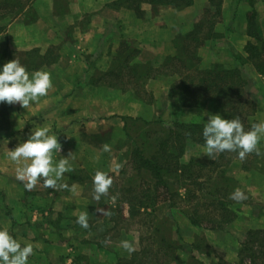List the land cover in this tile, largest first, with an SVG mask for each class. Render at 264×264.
<instances>
[{
    "label": "crops",
    "instance_id": "crops-1",
    "mask_svg": "<svg viewBox=\"0 0 264 264\" xmlns=\"http://www.w3.org/2000/svg\"><path fill=\"white\" fill-rule=\"evenodd\" d=\"M59 1L33 0L37 14L33 21L27 19L25 10L16 18L0 22L6 27L0 34V59L6 49L23 52L28 71H49L54 83L48 95L31 109L13 104L10 129L0 133V226H8L20 239L38 245L36 255L29 258L30 264H73L79 256L93 260L100 255L113 256L114 251L94 243L92 229L89 231L76 223L81 212H88L89 220L96 216L92 176L97 169L105 170L116 153L114 143L103 138L106 131L121 137L125 130L124 117L167 122L171 117H179L180 121L189 123L207 113L215 114L211 103L204 107H181L170 94L179 80L176 75L148 81L152 102L133 99L121 90L96 95L103 87L97 78L109 68L121 41L141 49L139 62L148 60L159 66L172 51L175 37L191 30L210 6L209 0H195L184 9L161 6L158 13L153 5L143 3L142 16L131 8L116 7L114 3L121 0H69L66 6L56 4ZM230 1L231 5L224 0L222 17L215 26L217 36L207 40L199 52L205 62L208 53L215 52L207 66L220 63L241 67L243 76L249 80V95L257 103L256 114L249 121L258 122L264 120V75L250 61L239 65L234 53L247 57L245 46L249 41L255 42L248 32V14L252 10L259 14L264 37V0H256L255 6L251 0ZM33 121L50 125L59 135L62 150L56 154L57 159L73 154V171L65 174L63 182L76 184V195L66 190L46 189L42 184L26 191L15 180V166L5 159V153L14 149L21 139H27ZM104 144L111 145V153L102 151ZM200 146L189 144L202 152ZM233 175H239V188L247 192L249 199L234 204L237 219L226 229L211 232L219 240L218 245L207 254L202 253V264H218L220 259L235 261L247 232L264 228V174L241 169ZM176 219L182 237L191 235L184 239L191 250L195 249V234L206 230L192 225L185 217ZM113 246L116 250L117 245Z\"/></svg>",
    "mask_w": 264,
    "mask_h": 264
},
{
    "label": "trees",
    "instance_id": "trees-1",
    "mask_svg": "<svg viewBox=\"0 0 264 264\" xmlns=\"http://www.w3.org/2000/svg\"><path fill=\"white\" fill-rule=\"evenodd\" d=\"M194 1L121 0L114 4L116 7L124 5L134 9L142 16L143 3L153 5L155 13H158L161 6L184 9ZM32 2L33 0H0V22L5 18H16L25 10L27 19L33 21L37 14ZM209 5L190 31L181 32L175 37L172 52L166 55L159 66H154L148 60L139 62L141 49L124 41L113 58L110 69L105 73L101 72L97 81L110 77L113 79L111 84H120L121 90L134 92L135 99L147 103L153 99L147 89L149 80L177 74L180 80L173 85L170 93L178 97L182 107H203L213 102L219 114L229 119L239 116L246 128L249 127V117L256 114L257 103L249 95V80L243 76L241 67L220 63L210 67L201 65L199 50L207 40L217 36L215 26L222 17L223 0H209ZM5 28L0 25V34ZM248 32L255 42L249 41L245 46L247 57L234 53L235 59L241 66L250 61L264 75V37L256 10L248 14ZM12 59L14 58L8 53L4 54L0 65ZM23 63L25 65L26 62ZM122 72L128 78L125 79ZM11 107L7 103L0 104V133L10 129ZM123 120L132 147L127 157L138 182L120 187L125 200L116 206L106 203L105 197L101 198L98 207L110 211L111 216L99 215L96 219L89 220L90 227L96 225L97 221H103L102 226H105L101 239L95 238L94 243L105 247L123 231L129 230L128 226L135 224L141 229L140 247L131 256H119L118 264H173L182 248L176 237L180 229L175 228V220L166 221L167 224L162 219L165 216L157 214L158 205L165 203L172 209L179 208L194 226L212 231L226 229L228 224L237 219V212L233 207L237 202L229 196L239 184L238 180L228 174L229 166L239 164L245 171L264 174V143L260 146V156L253 153L243 161L238 159L237 154L226 152L215 159L192 156L189 161L184 162L182 158L188 144L203 145L204 122L185 123L175 120L167 123L162 119L150 121L132 117H124ZM138 121L148 126L158 125L159 128L147 131L146 137H132L130 122ZM120 173L126 175L128 171L123 169ZM124 204L127 205L126 210ZM113 231L116 234L111 240L108 233ZM194 247L198 248L196 245ZM238 258L237 263L220 260L218 264H264V228H254L247 232L240 244ZM83 259L84 256H79L73 264H81Z\"/></svg>",
    "mask_w": 264,
    "mask_h": 264
},
{
    "label": "clouds",
    "instance_id": "clouds-1",
    "mask_svg": "<svg viewBox=\"0 0 264 264\" xmlns=\"http://www.w3.org/2000/svg\"><path fill=\"white\" fill-rule=\"evenodd\" d=\"M54 87L52 74L46 70L29 72L27 67L17 58L0 65V104H19L29 110L38 105L42 97H46ZM202 128L203 154L215 159L223 153H235L238 159L245 160L248 155L255 153L260 156L261 143L264 142V120L245 122L239 117L225 118L222 114H208ZM33 127L26 140L21 139L17 146L5 153V159L15 166V180L23 184L26 191H32L42 184L46 189L66 190L77 194V185L64 183L66 173L73 171L74 156H62L57 159L56 154L62 150L59 135L48 124L31 122ZM25 126L23 127V129ZM22 129V130H23ZM68 136V135H67ZM69 137V136H68ZM102 151L111 153L112 147L104 144ZM123 165L114 162L108 170L97 169L92 176V199L100 201L109 196L114 184L112 172H119ZM115 203L116 197H110ZM229 198L237 203L249 199L245 190L237 187ZM103 215L111 216V212L97 209ZM76 223L81 228L88 229V212H81ZM137 241L123 239L119 247L131 256L137 249ZM38 245L22 240L14 235L8 226H0V264H30L29 258L36 255Z\"/></svg>",
    "mask_w": 264,
    "mask_h": 264
},
{
    "label": "rangeland",
    "instance_id": "rangeland-1",
    "mask_svg": "<svg viewBox=\"0 0 264 264\" xmlns=\"http://www.w3.org/2000/svg\"><path fill=\"white\" fill-rule=\"evenodd\" d=\"M228 1H229V4L231 5V1L230 0H228ZM67 2H69V0H61V2L59 1L56 4L60 3L62 6H63V4H65V6H66L67 5ZM251 2H252V4H251L252 6H255L254 4L257 3L256 0H251ZM223 4H224V0H223ZM227 4H228V2H227ZM120 7L129 8V7L124 6V5L123 6H120ZM258 16H259V14H258ZM124 41H126V40H123V41L120 42V44L118 46V50H119V48L121 47V44ZM127 43H129V42H127ZM135 46L138 47L137 45H135ZM172 48H173V46H172ZM7 53H8V55L11 58H17V59H19L22 64H24L23 63L24 61L26 62V60H25L26 57L24 56L26 54H24L23 52H19V51L12 52L11 50L6 49L4 51V53H3V55L4 54H7ZM214 54H215V52H209L208 53V59L209 60L207 59L206 62L202 58V63H201L202 67H210V66H207V65L211 64L210 63L211 60H212L211 56H213ZM112 62H113V59L111 60L110 66H109V68L106 71H108L110 69ZM106 71H104L102 73H105ZM122 74L124 75L125 79L128 78V75H126L125 72H122ZM175 75L178 76L177 74H175ZM165 76H169V75H165ZM178 78H179V76H178ZM179 80H180V78H179ZM179 80L176 83H178ZM112 81H113V79L110 78V77H107L106 79L100 81L101 82L100 84L103 87H101L100 90H97V94L96 95L98 97H100V96H102L104 94H107V93L110 94L111 92H114V91H117V90H121L120 84H111ZM121 91L124 92L123 90H121ZM129 92H131V91H129ZM133 93L131 92L129 94L131 95V97L133 99H135V96L133 95ZM171 96H173V95H171ZM174 98H176L178 100L179 105L181 106V102L178 99V97L177 96H174ZM152 101H153V99H152ZM209 103L213 104V102H209ZM190 108H194V107H190ZM214 110H215V108H214ZM217 113L218 112L215 110V114H217ZM207 115H208V113L205 114V116L202 115L201 117H198L197 120H195V121L205 122V120L208 119L207 118L208 117ZM178 118L179 117H177V119L176 118H173L172 119V117H171L170 118L171 120L169 122H167L165 120H163V121H165L167 123H172L175 120H179ZM154 120H156V119H154ZM191 122H194V120L191 121ZM157 128H159L158 125L148 126V125L143 124L141 121H138L137 123L130 122L129 131H130V134H131L132 137H136V138L139 139V137H146V133L150 129H153L154 130V129H157ZM103 138L105 140H107V141L113 142L114 143V146L116 148L115 156H114V158L111 161H109L106 164L105 170H108L110 166H114V162H116V163H120V164L123 165V167H122L121 170L124 169V170H127L128 171V174H126V175H122L120 173L121 170L119 172H115V171L112 172V175L114 177V184H113V187L110 189L109 196L105 197V201H106V203L111 204V206H116V205L122 203L125 200L123 198V197H125V195L122 194V192H120V187H123L125 185H130L129 183L135 185L136 182H138V180L136 178L135 171L132 169V165L130 164V160L127 157V154L130 155V152L129 151H130V149L132 147H131V143L129 142V137H127V133H126L125 130H124V134L121 137H119L118 134H116L114 132L106 131L104 133V137ZM188 147H189V144L187 145L186 153H185V155L182 158V160L184 162L189 161L192 156H199V157H201L203 159H209L210 158L206 154H203V152H199V151H197V149H194V148H191V147L188 148ZM240 166L241 165H239V164H237V165H235V164L233 165L232 164L231 166H229L230 167V170L228 171V174L231 175V176H233L236 180H238V182L240 181V179L237 178V176L239 177V175L236 176V175H233V173L235 171H237V173H238V171L241 170ZM240 184H241V182H239V184H238L237 187L241 186ZM111 196H115L116 197L115 203L112 202V200L110 198ZM98 203H99V201H96L97 209H103V208H99L98 207ZM123 206H125V210H126L127 205L124 204ZM126 213H127V211H126ZM157 214L160 217H164L165 216L164 218H162V219H164L165 222L166 221L170 222L171 220H175V228L176 229L178 228V226L176 225L177 224V219L176 218L178 216L179 217H185L183 215V213L180 211L179 208L178 209H172V208H170L168 206V204H165V203H163V204L161 203V204L158 205V207H157ZM99 215H101L102 217L103 216L106 217L105 215H103L102 212H99L97 210L96 216H95L94 219H96V217L99 216ZM102 223H103V221H99V222L97 221V224L96 225H91V227L89 228V229H92L91 231H92V235H93V241H94L95 238L97 239V237H99V239H101L100 236L102 235V233L105 230V226L104 225L102 226ZM128 227H129V230L123 231L121 233V235L118 236V238H116V240H114V239L112 240L113 235L116 234L115 233L116 231H113V232L108 233L109 234L108 236L110 237V239L112 241L110 243H108V244L106 243L108 246L106 244H104V246L106 245L105 247H107V250L114 251L113 256L112 255H110V256L100 255L101 257H95L96 260L91 259L89 256H84V259L81 262V264H118V257L119 256H125V255L128 254L127 252H125L123 249H121L119 247V243L123 239H129V240H133L134 239V240H136L137 241V245L136 246H137V249H139L140 242H141L140 241L141 229L137 225H135V224H132L131 226H128ZM205 230H206V232H200L201 234L200 233L199 234H195L196 235V236H194L195 242H194L193 245H196L198 248L196 249L194 247L195 249H192V250L189 247L190 246L189 243L186 242L185 239H184V237H186V236L182 237L183 236L182 233H180V231L178 230V233H176V237L180 240L181 245H182V248L177 253L176 260L173 262V264H202V262H203L202 259H201L202 253L203 254L204 253L207 254V252L212 251V249L215 246L218 245V241H219L217 239V237L213 233H211V232H215V231L208 230V229H205ZM187 232L190 233L189 231H187ZM202 233H204L206 236H203L204 234L202 235ZM189 236H191V235H188L186 238L188 239ZM113 243L115 245H117L116 246V250H118V251H116L115 249L113 250V248H114V246H113L114 244ZM238 250H239V248H238ZM238 259L239 258H238V251H237V259L235 261H229V262L237 263L238 262ZM220 260H226V259H220ZM226 261H228V260H226Z\"/></svg>",
    "mask_w": 264,
    "mask_h": 264
}]
</instances>
